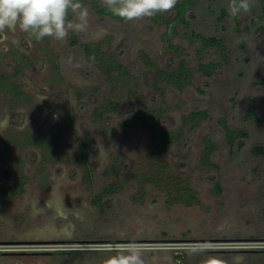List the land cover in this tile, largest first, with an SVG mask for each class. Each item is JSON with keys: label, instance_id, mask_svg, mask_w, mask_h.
<instances>
[{"label": "rangeland", "instance_id": "rangeland-1", "mask_svg": "<svg viewBox=\"0 0 264 264\" xmlns=\"http://www.w3.org/2000/svg\"><path fill=\"white\" fill-rule=\"evenodd\" d=\"M198 2L191 26L225 37L230 48L229 61L210 77L198 65L222 61L219 49L199 58V45L183 29L174 39L182 52L173 51L152 17L117 21L86 4L87 30L62 41L18 28L0 32V74L8 83L0 90V182L25 180L24 192L0 206V264H105L128 244L142 249L144 264H202L209 257L264 264V155L254 150L264 144V19L257 11L219 20L225 0ZM85 42L110 43L133 74L131 86L108 83L85 56ZM183 59L194 78L179 89L159 70ZM107 103L116 110L98 120L94 111ZM152 110L156 124L184 130L158 161L166 173L190 180L198 204L171 203L140 182L156 161L152 131L136 115ZM194 110L209 117L196 128L183 125ZM223 122L247 137L230 145ZM206 135L218 146L217 169L201 164ZM111 183L118 191L105 195ZM99 195L102 206L94 203ZM191 247L204 251L190 255Z\"/></svg>", "mask_w": 264, "mask_h": 264}, {"label": "trees", "instance_id": "trees-1", "mask_svg": "<svg viewBox=\"0 0 264 264\" xmlns=\"http://www.w3.org/2000/svg\"><path fill=\"white\" fill-rule=\"evenodd\" d=\"M213 0H210L212 2ZM226 4H223L219 8L218 19L222 20L225 17L229 16L228 14V3L229 0H225ZM83 5L91 4L94 11L97 14L110 17L117 21H123L118 17L113 16L103 4H99L98 0H81ZM199 2L198 0H178L176 6L169 12H172L171 15L163 13H158L153 16L152 19L157 24L164 27L163 39L167 43V46L177 52H182V48L174 43V39L182 34V30L185 29V36L187 39L193 43L198 44L199 48L197 49V56L201 58L205 50L216 48L222 54V61L214 62H200L198 65V71L204 74L205 76H212L215 73L218 65L221 62H228L229 55V46L227 39L223 36L216 34H206L201 30L193 28L190 22V15L194 9L197 8ZM257 11H260V16L264 19V0H254L252 5V10L250 14H255ZM235 20L237 17H233ZM237 29L240 31L239 21H237ZM112 39V36H109ZM241 42H244V35H241ZM72 44H78V39L74 36ZM82 48L85 56L97 65V68L102 71L103 76L106 81L113 85L128 86L130 87L131 79L133 74L129 68L123 63L114 51L111 49V44L107 45L103 42H85L82 44ZM144 59L146 63H151L152 66H155L150 60V56L143 52ZM156 67V66H155ZM159 75L162 79L166 80L169 84H174L179 89L184 88L187 84L191 83L194 78V72L190 66L187 65L185 59L181 60L179 65L172 69H160ZM8 86L4 76L0 74V90ZM18 86V85H17ZM16 84L14 85L16 93H19L20 90ZM116 107L111 103L102 105L94 111V115L98 120H101L103 116L107 113L114 112ZM156 112V111H155ZM153 110L150 114H137L136 118L138 120H143V122L148 126L152 131V144H151V156L155 159L156 163L154 164V170L150 172H143L141 183H151L154 186L158 187L164 191L168 197L169 202L178 204L182 203L186 206H192L199 203L196 192L190 186V180L183 177L177 172L166 173L164 170L167 168V164L162 161H158L160 157L170 149V147L179 140L181 135L184 133L182 128L176 129L175 131L167 130L163 128L159 123H155L151 120V117L155 114ZM161 110L160 113H162ZM209 117V112L206 110H194L191 113L183 117V125H191V128L198 127L201 122ZM227 139L230 145H234L237 140H243L247 137V133L242 129H232L225 122ZM35 141H33L34 143ZM204 143V152L201 158V164L206 167H211L217 169L219 165L212 159L214 152L217 150L218 146L216 142L212 139L211 136L206 135L203 138ZM254 150L258 154L264 155V144L256 145ZM3 161L0 157V162ZM89 164V162L87 161ZM165 172V174H164ZM90 173H88L89 175ZM218 188H221L220 183H218ZM25 190V180L21 178L15 182L4 184L0 182V206L6 205L12 198L22 194ZM118 191V184L111 183L104 188L105 195H112ZM175 192V194H172ZM102 197L99 195L94 198V203L98 206H102Z\"/></svg>", "mask_w": 264, "mask_h": 264}, {"label": "clouds", "instance_id": "clouds-1", "mask_svg": "<svg viewBox=\"0 0 264 264\" xmlns=\"http://www.w3.org/2000/svg\"><path fill=\"white\" fill-rule=\"evenodd\" d=\"M178 0H102L103 6L125 22L139 21L158 13L169 12ZM254 0H229L228 14L237 17L252 10ZM70 14L73 17L70 19ZM89 23V11L81 0H0V32L17 28L37 40L51 37L57 41L67 38L69 32L83 33ZM115 255L105 264H144L142 249L128 244L114 249ZM190 255L204 251L200 247L187 250ZM202 264H225L221 258L209 257ZM242 264V258H236Z\"/></svg>", "mask_w": 264, "mask_h": 264}, {"label": "flooded vegetation", "instance_id": "flooded-vegetation-1", "mask_svg": "<svg viewBox=\"0 0 264 264\" xmlns=\"http://www.w3.org/2000/svg\"><path fill=\"white\" fill-rule=\"evenodd\" d=\"M24 223H16V225H23Z\"/></svg>", "mask_w": 264, "mask_h": 264}]
</instances>
